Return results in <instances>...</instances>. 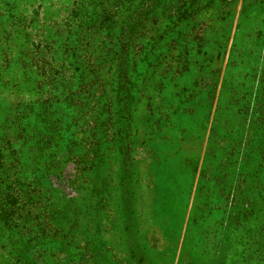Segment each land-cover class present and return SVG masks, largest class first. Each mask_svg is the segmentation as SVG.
<instances>
[{"label": "rangeland", "instance_id": "1", "mask_svg": "<svg viewBox=\"0 0 264 264\" xmlns=\"http://www.w3.org/2000/svg\"><path fill=\"white\" fill-rule=\"evenodd\" d=\"M0 264H264V0H0Z\"/></svg>", "mask_w": 264, "mask_h": 264}]
</instances>
